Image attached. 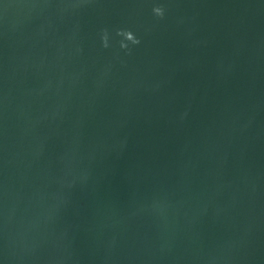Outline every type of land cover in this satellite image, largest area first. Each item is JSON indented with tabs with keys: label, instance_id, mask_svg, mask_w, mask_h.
Masks as SVG:
<instances>
[{
	"label": "water",
	"instance_id": "water-1",
	"mask_svg": "<svg viewBox=\"0 0 264 264\" xmlns=\"http://www.w3.org/2000/svg\"><path fill=\"white\" fill-rule=\"evenodd\" d=\"M0 264H264V0H0Z\"/></svg>",
	"mask_w": 264,
	"mask_h": 264
},
{
	"label": "clouds",
	"instance_id": "clouds-1",
	"mask_svg": "<svg viewBox=\"0 0 264 264\" xmlns=\"http://www.w3.org/2000/svg\"><path fill=\"white\" fill-rule=\"evenodd\" d=\"M153 14L156 16V17H160L162 18L163 17V14H164V10L161 8V7H154L153 8ZM134 42V41H133Z\"/></svg>",
	"mask_w": 264,
	"mask_h": 264
}]
</instances>
